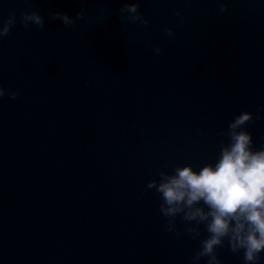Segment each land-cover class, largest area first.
Masks as SVG:
<instances>
[{
    "label": "water",
    "instance_id": "water-1",
    "mask_svg": "<svg viewBox=\"0 0 264 264\" xmlns=\"http://www.w3.org/2000/svg\"><path fill=\"white\" fill-rule=\"evenodd\" d=\"M126 2L0 0L17 18L0 82L20 93L0 97V264H192L204 223L168 231L147 181L213 160L243 109L264 145V0H139L147 23ZM32 10L43 26L21 22ZM217 251L245 264L227 238Z\"/></svg>",
    "mask_w": 264,
    "mask_h": 264
},
{
    "label": "clouds",
    "instance_id": "clouds-1",
    "mask_svg": "<svg viewBox=\"0 0 264 264\" xmlns=\"http://www.w3.org/2000/svg\"><path fill=\"white\" fill-rule=\"evenodd\" d=\"M219 7L223 11L228 4L219 0ZM121 10L128 12V19L148 22L139 11V0H128ZM177 13L182 19L179 9ZM83 14V10L75 16L54 11L52 16L71 25ZM16 20L13 12L0 21V36L7 34ZM21 22L43 26L45 20L38 10H32L23 13ZM167 31L175 36L172 27ZM155 51H161L159 45ZM6 93L12 97L20 94L18 89H6L0 82V97ZM253 116L249 109L235 114L224 131L227 140L221 141L213 160L202 164L178 162L171 171L162 169L158 178L147 181L146 187L160 194V209L168 231L177 236H196L199 224L204 223L208 235L201 239L192 264H199L201 257H207L206 264H224L217 250L225 238L232 251H242L245 264L264 260V145L255 146L252 132L246 127ZM177 214L189 222L182 230L176 224Z\"/></svg>",
    "mask_w": 264,
    "mask_h": 264
}]
</instances>
